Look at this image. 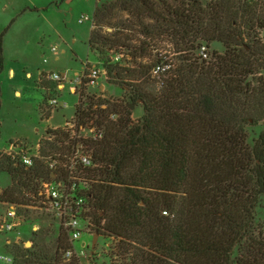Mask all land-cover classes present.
I'll use <instances>...</instances> for the list:
<instances>
[{
  "label": "trees",
  "instance_id": "trees-1",
  "mask_svg": "<svg viewBox=\"0 0 264 264\" xmlns=\"http://www.w3.org/2000/svg\"><path fill=\"white\" fill-rule=\"evenodd\" d=\"M174 3L159 8L154 0H114L94 8L88 46L99 55L97 45L128 47L125 38L99 30L120 9L144 30L143 18L163 22L180 61L155 92L142 85L150 76L142 68L153 61L133 68L108 64L110 80L125 96L101 100L119 116L105 123L93 153L100 164L91 189L96 231L119 240L112 256L118 264H243L235 250L251 234L264 194V75L255 77L264 48L250 32L264 30V0ZM117 28L131 42V27ZM201 44L208 59L193 56ZM136 107L142 113L131 122ZM259 125L249 138L247 126ZM0 172L11 179L0 188V203L23 208L32 205L37 180L51 175L42 164L26 169L5 156ZM31 242L27 248L11 243L12 264H78L60 255L65 234L51 246Z\"/></svg>",
  "mask_w": 264,
  "mask_h": 264
},
{
  "label": "rangeland",
  "instance_id": "rangeland-1",
  "mask_svg": "<svg viewBox=\"0 0 264 264\" xmlns=\"http://www.w3.org/2000/svg\"><path fill=\"white\" fill-rule=\"evenodd\" d=\"M41 1L44 0H0V149L5 147L9 140L15 138H21L28 142H36L40 138L36 129L42 130L44 124L39 122V107L47 96L51 94L61 95L62 99L70 104L68 109H59L55 113L53 123L61 122L63 116L68 117L73 112V96L68 95L66 91L61 93L55 90L56 84L47 80V71L66 72L67 78L71 79L75 72L80 69L82 62L85 60H104L107 50L110 48L97 45L103 51L101 55H99L98 50L90 49L88 40L91 24L89 21L78 23L77 20L81 14L93 17L96 1L101 4L114 0H54L42 6L46 9L32 10L34 5ZM154 1L157 2L159 8L176 5L174 0ZM111 15V18L102 21L99 30L101 34L110 39L115 36L125 38V44L129 48H133L130 55L131 65L137 67L141 64H147L150 58L154 59L155 56L152 55V52L149 54L145 49L141 51L139 50L140 47H137L139 44L137 33L144 29L130 24L132 22L138 24L135 18L130 19L131 13L117 9L113 10ZM143 22L147 26V30L144 31L152 37L155 50L168 53L171 48L168 44L170 34L162 28L164 23L154 22L153 19L149 18H143ZM120 26L131 27V42H129L128 37L121 36L120 32L117 31V27ZM257 28L250 32L252 35L255 34L254 38H257L264 48V30L259 31L256 30ZM126 34L130 36L129 33ZM51 45H57L62 52L53 55L50 51ZM118 45H113L111 48L114 49ZM197 47L196 45L193 49V56L195 57H198ZM214 48H216L215 45L211 44L210 49ZM177 56L173 60L178 62ZM262 60L263 63L261 64H264V59ZM119 66H126L125 62L122 61ZM142 69L149 76L150 68ZM26 73L30 75L26 76ZM259 75H264V65L259 67V72L255 77ZM148 78H146V82L142 83L144 88L154 92L158 91L161 88L157 79L158 76L157 78L151 76ZM101 84L104 88L103 92L100 91L101 87H93L89 88L87 94L94 93L90 95L94 98L99 95V98L123 100L125 91L118 82L108 80L101 82ZM87 99L89 100L91 97H87ZM141 110L140 107H136L131 112L129 115L131 122L138 120L142 113ZM107 121L104 123H108ZM34 127H36V135L33 134ZM260 128L261 125L247 126L249 138L254 137ZM10 182L9 175L0 172V188L9 186ZM5 210L6 206L0 203V214H3ZM19 211L25 216L26 222L21 228L23 236L17 245L30 247L32 239L42 241L44 246L54 244L57 237V222L53 214L39 208L20 207ZM33 226H36L35 231L32 230ZM250 237L256 241H250ZM91 244L93 248L104 253L95 259V264H118L110 255L108 247L104 246L103 241L97 239V236L95 242ZM11 246L12 244H7L5 235L0 233V257L13 259ZM238 249L239 253L236 249L235 255L240 256L243 264H264V194L260 196L259 204L255 210L251 234H247L245 241L240 244ZM0 264L12 263L0 259Z\"/></svg>",
  "mask_w": 264,
  "mask_h": 264
},
{
  "label": "built area",
  "instance_id": "built-area-1",
  "mask_svg": "<svg viewBox=\"0 0 264 264\" xmlns=\"http://www.w3.org/2000/svg\"><path fill=\"white\" fill-rule=\"evenodd\" d=\"M89 21L91 29L95 27L93 17L81 14L78 23ZM132 29L126 31L131 36ZM262 31L263 29L257 28ZM137 38L140 43H145L147 53L155 56L148 60L151 63L149 74L159 80L173 72L178 66V62L173 58L179 55L175 49L172 39L169 37L168 44L170 50L156 51L152 43V37L142 31H138ZM171 39V41H170ZM154 42V41H153ZM165 43V42H164ZM133 48L117 46L108 49L104 60L82 62L81 67L75 72L74 77L69 79L66 72L47 71V80L54 82L55 90L66 91L73 96V112L68 116H63L61 122L53 123L55 113L59 109H68L70 104L62 99L61 95H50L40 103V124L42 130L36 129L40 138L35 142H28L22 139L9 140L5 147L0 149V157H8L17 165L28 169L35 165L42 164L51 173L47 179L37 180L36 194L33 197L32 205L27 208H39L47 213L53 214L57 222V236L66 235L67 246L60 248V255L65 262L76 261L78 264H95V259L103 255L92 246V239L103 241V245L108 247L110 255L117 253L119 240L115 236L99 235L95 224V210L92 203V184L95 182L93 173L97 171L100 164L94 159V149L105 134V121H116L118 113L108 112L107 104L101 102L104 98L92 97L89 88L101 87V82L110 80L108 64L123 61L125 68H133L130 63V55ZM136 49V48H134ZM198 57L208 59L207 47L200 45L197 47ZM50 51L53 55H58L62 50L57 45H51ZM154 52V53H153ZM123 67V66H120ZM91 97V99H87ZM113 101V99H107ZM84 111L85 113H80ZM107 113L105 114V112ZM29 195V193H26ZM6 210L0 214V233L5 235L7 244L19 243L22 238L21 228L26 222L25 216L19 211L16 204L3 203ZM36 226L32 230H36ZM107 255V254H106ZM6 262L13 261L9 257H0Z\"/></svg>",
  "mask_w": 264,
  "mask_h": 264
},
{
  "label": "crops",
  "instance_id": "crops-1",
  "mask_svg": "<svg viewBox=\"0 0 264 264\" xmlns=\"http://www.w3.org/2000/svg\"><path fill=\"white\" fill-rule=\"evenodd\" d=\"M49 1H50V2H53L54 0H44V1H41V2H39V3H36L34 6H35V8H43L42 6H44V4H46V3L49 2ZM97 3H99V2L96 1L95 4H94V6H96ZM36 6H37V7H36ZM28 75H30V74H29V73H26V76H28ZM35 129H36V127L33 128V132H34L33 134H34V135H36V134H35ZM15 139H19V138H15ZM20 139H21V138H20ZM22 140H23V139H22Z\"/></svg>",
  "mask_w": 264,
  "mask_h": 264
},
{
  "label": "water",
  "instance_id": "water-1",
  "mask_svg": "<svg viewBox=\"0 0 264 264\" xmlns=\"http://www.w3.org/2000/svg\"><path fill=\"white\" fill-rule=\"evenodd\" d=\"M95 240H96V236H94V237H93V241H92V242L94 243V242H95Z\"/></svg>",
  "mask_w": 264,
  "mask_h": 264
}]
</instances>
